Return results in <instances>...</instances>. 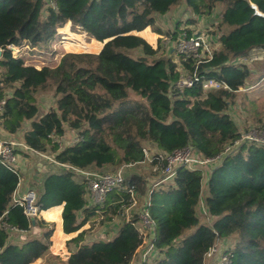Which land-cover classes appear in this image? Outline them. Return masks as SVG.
<instances>
[{"label":"trees","instance_id":"16d2710c","mask_svg":"<svg viewBox=\"0 0 264 264\" xmlns=\"http://www.w3.org/2000/svg\"><path fill=\"white\" fill-rule=\"evenodd\" d=\"M181 2L191 14L188 23L209 18L220 6L209 24L219 45L197 72L228 88L172 89L179 68L191 71L192 63L180 59L179 67L171 57H157L159 47L133 33L150 27L169 34L155 19ZM252 4L264 14V0H0V133L14 136L27 122L21 137L25 146L98 173L142 161L145 143L166 153L191 145L204 157L220 155L241 134L229 105L251 76L256 75L253 84L264 82V59L246 61L250 50H264V17L253 15ZM66 23L88 40H109L97 53L62 52L56 62L40 67L8 48L27 45L31 53L41 52ZM133 49L141 55L128 54ZM47 91L53 102L40 112L36 94ZM131 94L144 103L131 102ZM66 130L74 131L76 140L61 146ZM19 180L20 173L0 159V264H30L45 257L51 245L53 223L32 224L12 200ZM129 183L139 196L146 194L144 179L133 176ZM35 189L39 210H47L46 217L56 223L54 232H62L64 203L66 234L98 216L96 211L101 223L110 222L121 201L129 199L126 191L114 189L101 205L90 206L84 179L66 168L45 173ZM200 199L214 218L211 225L196 213ZM148 207L157 256L143 264H203L208 248L221 238L229 242L223 250L226 264H264V145L239 143L207 172L179 167L172 182L152 190ZM34 228L41 230L39 236L11 239L12 229L17 238ZM84 233L68 240L74 248L66 264H129L141 243L124 220L111 239L84 241Z\"/></svg>","mask_w":264,"mask_h":264},{"label":"built area","instance_id":"2783aa9c","mask_svg":"<svg viewBox=\"0 0 264 264\" xmlns=\"http://www.w3.org/2000/svg\"><path fill=\"white\" fill-rule=\"evenodd\" d=\"M210 30L211 27L209 24H201L200 21H197L196 23L184 24L183 27L175 32V36L173 35L170 37V40L175 38L171 47V54L174 56L176 55V57L181 59V61L191 62L193 67L191 71L184 70L183 68L180 69L181 72L178 78L170 85L172 89L182 91L183 89L192 87L195 84H200L204 91L228 88L225 83L216 80L213 77L203 76L197 72L200 65L213 58V53L219 45L217 38L210 33ZM25 47L28 46L25 45ZM8 48L14 56H16L14 52L19 53L21 50V47L15 45H9ZM262 51L264 52V50ZM3 104L4 101L0 100V113L2 112ZM53 139L55 141L62 140L57 137H54ZM242 142H255L264 145V132H257L254 130L241 133L234 145H226L222 153L215 157H204L191 145L176 149L171 153L163 152L155 146L152 149V152H150L149 148L144 146L142 148L144 154V159L142 161L123 164L112 173H98L70 167L69 165L56 162L52 156L48 159L63 168L74 171L76 175L84 179L86 185V199L91 205H101L107 194L114 189L123 190L129 194L128 202L125 203L124 201H121L115 216L120 217L126 222H130L135 227L139 237L141 238V243L135 251L136 255L138 254L137 262L138 264H143L152 260H150L149 257L155 250V225L149 214L148 207L149 195L152 190L161 185L172 182L176 169L179 167L206 170L211 164L217 162L222 155L228 153L235 145ZM17 146V143L14 141H6L0 138V159L7 168L11 169L15 173H19L18 155L15 152ZM22 146L26 150L32 151L40 157L47 158L48 156L44 153L30 149L24 144ZM145 161L150 162L153 167V171L159 175L149 186L147 185L146 194L142 196L143 200L139 203L138 197L141 198V196L135 192L133 186H130V178L127 179L125 177L123 168L143 163ZM12 200L22 207L24 214L30 222L31 220H37L41 210H39V207L36 204V194L33 191H29L20 196H13ZM200 206L204 207L201 199L198 204V207ZM10 231L16 232L15 229ZM143 245H145L144 248ZM217 245V242H215L208 248L204 255L203 263L207 258L211 257L212 254H215L218 251ZM220 253L221 254L216 264H226L227 256L223 254V252Z\"/></svg>","mask_w":264,"mask_h":264},{"label":"rangeland","instance_id":"374dc122","mask_svg":"<svg viewBox=\"0 0 264 264\" xmlns=\"http://www.w3.org/2000/svg\"><path fill=\"white\" fill-rule=\"evenodd\" d=\"M220 6H218L213 13L210 15L209 18H203V21H200L201 24H210L214 22L213 18H215L218 15V10ZM188 17V18H187ZM189 17H191L190 12L185 9L184 2H181L177 6L172 7L167 13L163 15H158L155 19V25L158 26L163 31H168L169 34L159 35L155 36L152 33H149L148 30H145L144 32H141V36L146 39V41L154 48H158L157 57H171L176 63H179V67H181L180 59L176 57V55H172L171 53V47L175 40L171 39L174 34L175 30H179L181 27H183V24L188 21ZM201 18V17H200ZM211 25V24H210ZM178 27V29L176 28ZM211 27V26H210ZM58 35L55 37L52 43L48 44V48L42 49L41 52L38 53H31L29 51L28 47H21V50L19 53L14 52L15 55H22L26 58L27 62H30L37 67H40L48 61L50 63L56 62L62 52H73V53H97L100 51V48L102 47V42L88 40L86 38V35L82 32L78 31H72L70 29V23H66L62 28L57 30ZM176 35V34H175ZM174 35V36H175ZM155 36V38H154ZM128 54L131 56H138L141 55V52L138 49H133L127 51ZM53 55V57H51ZM264 59V52L262 50L254 49L250 50L247 54L246 61L251 62L254 60H260ZM182 68V67H181ZM180 70V68H179ZM256 75L251 76L249 82H247L246 86L244 88H240L233 104H230L227 112L229 115L233 118L235 124L237 125L240 133H246L248 131H254L257 132H264V128L262 126V123L264 122V82L260 81L257 83L252 82V78H255ZM38 105L40 108V112L45 111L53 102V97L51 92H39L36 94ZM130 101H139L143 102L142 99H140L138 96L131 94L130 95ZM251 102H254V107L251 105ZM257 117H260L259 119L261 121H256L255 119ZM28 123L26 122L21 130H19L16 135L12 137L9 141H14L17 143V149L15 150L17 155H20V158L24 161V170L22 174L23 176H27V181L32 185L38 187L39 181L41 180L42 176L48 172V169H50L49 172H53L58 170L57 166H54V163L50 161L48 158L40 157L39 155L35 154L32 151L26 150L22 145V132L27 127ZM2 140H5L4 138H1ZM64 140L61 141V146L68 145L76 140L75 132L72 130H66L65 135L62 138ZM8 141V140H6ZM145 147L149 148V151L152 152V149L154 148L153 145L149 143H145ZM28 151L29 153H25ZM47 155V154H45ZM53 165V166H50ZM122 166V165H121ZM113 168L111 166L105 167L102 171L103 173H112L115 170H117L119 167ZM60 167V166H59ZM41 169L44 171H41ZM45 169L47 171H45ZM205 170V169H204ZM88 171L97 172L94 169H88ZM207 172V169L205 170ZM20 173V168H19ZM123 173L125 177L128 179L133 176H139L140 178L144 179L149 186L154 180L157 179L158 173L153 171V167L151 166V163L148 161H145L143 163L134 164L128 167L123 168ZM21 175V176H22ZM143 200V197L141 195V198L138 197L139 203H141ZM196 213L199 216V219L202 223L211 225L214 218L207 214L204 207L200 206L197 207ZM39 219V218H37ZM53 220V219H51ZM39 222V220H37ZM54 226V225H53ZM105 225V223H101V220H95V217H92L91 220L88 223V226H85L83 229H85V233L83 236L84 241H92L93 239H99V238H106L108 237L109 233V227ZM56 228V227H55ZM55 230V229H54ZM190 232V229L188 230ZM103 232L106 233V235H100ZM41 233V230L39 229H32L28 233H24L22 236L15 238V240H20L23 236H39ZM13 234V233H11ZM61 233H58V235ZM76 235V232L67 234V237H73ZM52 237L51 239L54 241ZM14 237V236H13ZM12 237V238H13ZM65 237V236H63ZM217 248L218 251L215 254H212L211 257L207 258L203 264H216L220 252H223L225 247L229 244V242L226 239H218L217 241ZM53 243L51 242V245ZM62 249L55 250L56 254H51L50 259L47 258L48 264H64V258L66 256V252H69L74 248V244L72 242H68L67 240L63 243ZM50 245V246H51ZM145 245H143L144 248ZM155 256H157L156 251L154 250L149 259H153Z\"/></svg>","mask_w":264,"mask_h":264},{"label":"crops","instance_id":"0c3cea01","mask_svg":"<svg viewBox=\"0 0 264 264\" xmlns=\"http://www.w3.org/2000/svg\"><path fill=\"white\" fill-rule=\"evenodd\" d=\"M188 18V17H187ZM190 18V17H189ZM203 18H197V21H203L202 20ZM184 24H189L188 23V21H186V23H184ZM183 24V25H184ZM145 30H148V32L149 33H152V34H154L155 36H157V34L155 33V32H152L151 31V28L150 27H147V28H145L144 30H143V32L145 31ZM141 32L142 31H140V32H136V31H134L133 33L134 34H136V35H139V36H141L140 34H141ZM155 36H154V38H155ZM142 37V36H141ZM142 38H144V37H142ZM145 39V38H144ZM146 40V39H145ZM91 41H93V39L91 40ZM12 137L13 136H9V135H7L6 133H4V132H2V133H0V138H4L5 140H11L12 139ZM25 152V151H24ZM25 153H29L28 151H26ZM54 163V162H53ZM57 166V168H58V170H56V171H53V172H57V171H60L61 169H63V167L62 166H60V165H58V164H56V163H54V166L53 165H50V166H53V167H56ZM18 166H19V168H20V180H19V183H18V185H17V188H16V190H15V192L13 193V196H20V195H23V194H25V193H27V192H29V191H33L35 194H36V189H35V187L36 186H32L28 181H27V176L26 175H22V174H26V173H23V170H24V161H23V159L22 158H20V155H18ZM60 166V167H59ZM41 171H44V169L42 170L41 169ZM45 171H47L46 169H45ZM50 171V169H48V172ZM22 175V176H21ZM39 183H40V181H39ZM203 192H204V185H203ZM87 200V199H86ZM87 204L88 205H90L91 206V204L88 202V200H87ZM62 207H61V210H60V212H59V216H60V229H61V231L62 232H57V231H55L54 232V229H55V227H56V223H55V221L54 220H51V219H48L47 217H46V212H47V210L46 211H44V210H41V212H40V215H39V219H37V220H39L40 221V219H43L44 221H46V222H50V223H53V231H52V234H51V237H52V235H56V234H58V233H61L62 234V236H61V238H60V241H57V243L56 242H54L52 239H51V242L53 243L50 247H49V252H48V254L45 256V257H42V258H38V259H36L34 262H32V263H30V264H48V262H47V258H49L50 259V256H51V254H56L55 252V250H58V249H62V247H63V243L67 240H69L70 238H72V237H67L66 235V233H64L63 232V226H62V217H61V212H62V209H63V205H64V203H62V204H60ZM53 207H55V206H53ZM50 208H52V207H50ZM49 209V208H48ZM96 213H97V215L98 216H94L95 217V220H100L101 218H102V215H100V212L99 211H96ZM92 218V217H91ZM91 218H89L87 221H85V223L81 226V228L79 229V230H77L76 231V234L80 231V230H82L85 226H88V223H89V221L91 220ZM35 221L34 222V225H38V221ZM123 220L120 218V217H118V216H113V218H112V220L110 221V222H106L105 223V225H107L108 227H109V233H108V237H106V238H104V239H111L116 233H117V230H118V228H119V226H120V224H121V222H122ZM107 227V228H108ZM54 232V233H53ZM13 234H11L12 235V237L13 238H11L12 240H14L15 238H16V236H17V234H16V232H12ZM21 236V234L20 233H18V236ZM100 235H106V233L105 232H103L102 234H100ZM19 236V237H20ZM63 236H65V237H63ZM54 237V236H53ZM74 237V236H73ZM100 239V238H99ZM93 240H95V239H93ZM70 254V251L69 252H66V256H65V258H64V264H66V259H67V257H68V255ZM138 254L136 255V252H135V254H134V256H133V258H132V260L130 261V263L129 264H138Z\"/></svg>","mask_w":264,"mask_h":264},{"label":"water","instance_id":"95a60500","mask_svg":"<svg viewBox=\"0 0 264 264\" xmlns=\"http://www.w3.org/2000/svg\"><path fill=\"white\" fill-rule=\"evenodd\" d=\"M252 8H253V15H258V16H261V17H264V14H262L261 12L258 11L257 7L255 5H251ZM109 39H106L102 42V46L108 41ZM102 48V47H101ZM34 220H31V223L34 224Z\"/></svg>","mask_w":264,"mask_h":264},{"label":"bare ground","instance_id":"6f19581e","mask_svg":"<svg viewBox=\"0 0 264 264\" xmlns=\"http://www.w3.org/2000/svg\"><path fill=\"white\" fill-rule=\"evenodd\" d=\"M61 236H62V234H56V235H54V237H53V239H54V242H56L57 243V241H60V238H61ZM67 236V235H66Z\"/></svg>","mask_w":264,"mask_h":264}]
</instances>
